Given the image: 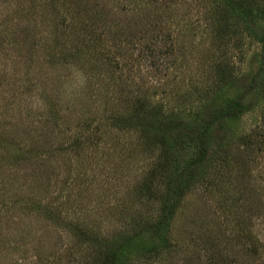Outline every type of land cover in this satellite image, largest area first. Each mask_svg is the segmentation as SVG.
<instances>
[{
  "label": "rangeland",
  "instance_id": "1",
  "mask_svg": "<svg viewBox=\"0 0 264 264\" xmlns=\"http://www.w3.org/2000/svg\"><path fill=\"white\" fill-rule=\"evenodd\" d=\"M17 1L0 0V264H99L97 248L74 238L75 224L103 239L142 232L148 242L147 228L159 220L166 185L161 150L138 132L113 130L112 116L140 93L157 115L192 112L215 84L216 66L230 64L243 86L263 64L264 50L241 23L219 14L223 0H88L105 5L104 19L113 26L94 40L106 49L95 55L79 34L57 38L68 35L63 27L53 34L51 8H66L65 0H51L50 7L45 0L24 1L28 32L17 30ZM146 22L159 33H150ZM228 25L234 36L222 31ZM252 99L255 106L237 124V135L254 131L264 144V98ZM237 153L230 148L231 161ZM253 157L242 179L253 181V207H261L262 221L252 232L264 239V151ZM216 205L212 196L192 189L170 226L181 252L146 262L138 240H126L124 263L195 264L186 261L190 241L208 224L217 234L216 224L227 229ZM219 235L215 242L224 240Z\"/></svg>",
  "mask_w": 264,
  "mask_h": 264
},
{
  "label": "trees",
  "instance_id": "2",
  "mask_svg": "<svg viewBox=\"0 0 264 264\" xmlns=\"http://www.w3.org/2000/svg\"><path fill=\"white\" fill-rule=\"evenodd\" d=\"M24 1L26 2L18 0L15 5L17 10L15 21L17 22L19 18L22 25V29L19 27L17 30L28 32L27 21L22 22V16L26 15L28 10ZM33 1L30 0V5ZM39 1L44 3L43 0ZM66 1L64 3L66 8L61 5L51 8V23L56 28L54 32L52 31L53 34L63 27V32L68 35L61 34L56 36L57 38H70L79 34L81 41L92 43L94 55L95 52L100 53V50L105 48H98L94 40H101L105 34H110L108 30L113 27L110 18L104 19L105 5H92L88 0H79L77 4L75 0ZM45 2L47 5L54 1ZM251 3V0H223L219 14L230 19V22L236 19L235 22L241 23L264 50V5L258 7L252 6ZM46 7H50V4ZM145 16H148L147 13ZM146 25L151 29L150 33H159L154 23L146 22L144 26ZM231 26H224L222 31L234 36L236 33ZM14 29L13 26V36ZM149 45L151 49L156 46L155 43ZM93 61L96 65L100 63L94 59ZM84 64L89 67L88 73L93 72L94 68L89 61ZM105 65L108 68L111 64ZM100 66H103V63ZM213 70L215 84L208 90L206 96L200 98L202 102L199 108L192 112L185 113L181 110L157 115L155 110L150 108L145 93H138L139 95L131 99L123 113L117 112L110 119L114 123L111 126L113 130L138 132L161 150L162 174L166 177V185L159 220L147 228L148 236H145L149 243L142 240V232L135 233L129 239L120 236L103 239L98 237L96 232L95 234L92 230L83 229V226L75 224L72 232L74 238L81 240L85 245H94L97 248L101 255L99 264H135L139 259L133 262L123 261L126 259H123L126 240H138L140 259L146 262L154 260L163 262L173 254H179L181 242L171 238L170 226L177 207L185 195L194 188L208 197L212 196L217 202V209L225 214L227 229L223 224H216L224 240L215 242L219 239L220 233L217 234L213 225L208 224L204 233L190 241L189 250L193 251L192 253L189 250L185 251L190 255L186 261L203 264L200 259L203 257L209 264H264V239L257 236L261 232L256 234L252 232L256 221H258L256 226L260 227L261 207L257 206L256 209L253 207L257 199L253 181L249 178L242 179L249 170L248 164H251L253 155L263 153L264 144L257 132L250 131L239 136L236 131L243 115L255 106L252 98L254 96L264 98V62L243 86L237 83L235 71L230 64L218 65ZM78 138L84 139L82 134ZM26 146L22 143L23 149ZM231 147L238 151L236 155L240 154L239 157L235 156L232 159L234 162L228 155ZM240 148L242 151H239ZM26 151L31 153L29 158L38 157L32 148ZM234 168L237 170L236 177L233 176ZM237 183L240 185L238 190ZM250 189L255 198L250 196ZM238 208H244L247 214H241Z\"/></svg>",
  "mask_w": 264,
  "mask_h": 264
}]
</instances>
